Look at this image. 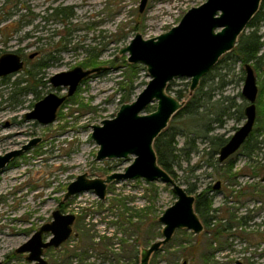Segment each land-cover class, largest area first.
<instances>
[{
    "label": "rangeland",
    "instance_id": "obj_1",
    "mask_svg": "<svg viewBox=\"0 0 264 264\" xmlns=\"http://www.w3.org/2000/svg\"><path fill=\"white\" fill-rule=\"evenodd\" d=\"M140 1L0 0V56L13 52L23 60L20 70L0 77V154L39 139L0 171V264H33L25 259L27 253L15 249L42 224L50 222L57 208L74 214L75 219L69 238L57 248L44 250L48 264H138L142 250L161 237L158 217L176 199L169 184L123 179L107 184L104 199L92 189L63 199L67 185L77 175L104 178L112 172H123L134 158L129 154L97 160L99 145L91 137L94 123L114 117L122 100L129 96L124 102L133 101L150 79L145 66L128 62V54L120 49L136 33L148 39L166 32L190 7L205 0H147L139 11ZM61 6L70 7L72 17L55 16L53 9ZM258 32L264 40V24ZM49 52L52 60L37 70L36 65ZM92 54L96 55L99 71L83 79L64 100L53 122L25 119L24 114L49 92L67 94V87H52L49 78L53 74L81 66ZM258 54L264 55V43ZM226 61L224 69L212 72L217 77L209 75L202 87L206 97L212 96L207 112L227 109L222 126L212 120L215 114L203 117L201 112L188 117L184 113L173 115L168 122L175 131L187 133V139L196 131L200 133L194 139L196 150L189 154V160L179 156L173 171L179 184L192 188L190 194L206 191L212 209L207 217L214 216L209 225L199 217L204 227L199 234L176 229L171 239L151 254L148 264H192L183 255L187 242L197 247L196 264H201V254L212 264H235L237 260L264 264V131L253 129V138L259 141L254 151L246 154L241 147L231 156V162L222 164L216 160V152L208 155L211 147L203 137L207 126L212 127L207 136L229 137L243 122L236 111L246 104L241 95L244 65L233 57ZM129 64L134 65L133 71ZM27 70L38 73L36 77L43 82L36 95L21 88L25 83L16 85L26 78ZM254 72L259 91L263 73L255 68ZM189 82L187 77H175L167 91L186 102L191 96ZM200 86L201 82L195 90ZM262 98L264 101V95ZM155 106L156 100L144 113ZM184 142L183 135L176 136L177 148ZM82 147L86 149L82 151ZM78 155L80 161L70 164ZM229 164L232 168L228 173ZM218 181L219 186L214 188ZM208 227L219 229L220 235L215 238ZM221 227L228 230L222 232ZM50 234L44 233L43 238L48 239Z\"/></svg>",
    "mask_w": 264,
    "mask_h": 264
},
{
    "label": "water",
    "instance_id": "obj_2",
    "mask_svg": "<svg viewBox=\"0 0 264 264\" xmlns=\"http://www.w3.org/2000/svg\"><path fill=\"white\" fill-rule=\"evenodd\" d=\"M147 0H141L139 11ZM261 0H205L198 6L190 7L178 24L155 37L143 39L136 33L130 43L120 49L127 53L130 63H142L150 77L145 87L131 102H124L112 118L103 119L92 125V139L99 145L96 159L119 158L133 154L132 162L123 172H112L104 178H88L86 174L76 176L64 193L66 200L75 193L92 189L100 198L106 195V186L113 181L143 178L147 181H161L171 186L176 199L158 217L162 223L161 237L143 249L139 264H148L151 254L167 243L176 229H188L194 234L203 230V224L195 211V196L179 184L157 161L153 147L154 139L166 128L171 117L184 106L167 91V86L175 77H187L189 95L217 63L220 57L234 48L239 35L259 8ZM23 67V60L13 52L0 56V77L17 72ZM100 68L72 69L53 74L49 78L52 87H67V94L58 96L49 92L36 101L33 108L24 114L25 119H36L42 124L55 120L57 108L71 96L83 79ZM258 86L254 70L249 62L244 64V79L241 95L246 101L245 122L238 127L228 141L220 148L218 160L224 161L246 140L256 119V98ZM156 100L155 109L144 113L145 108ZM39 139L35 138L20 148L0 154V171L9 162L29 149ZM261 181L264 182V166ZM219 186L216 182L214 188ZM75 215L52 211V220L42 224L15 251L27 253L25 259L34 264H48L43 250L58 247L72 232ZM50 232L48 239L43 234ZM181 264H186L183 261ZM235 264H242L236 261Z\"/></svg>",
    "mask_w": 264,
    "mask_h": 264
},
{
    "label": "trees",
    "instance_id": "obj_3",
    "mask_svg": "<svg viewBox=\"0 0 264 264\" xmlns=\"http://www.w3.org/2000/svg\"><path fill=\"white\" fill-rule=\"evenodd\" d=\"M54 15H62L66 18L72 17V11L70 10V7L67 6H61V7H55L53 9ZM261 24H264V0L260 1V5L256 13L253 15V17L248 22L246 29L239 35L237 42L233 49H231L226 54L222 55L220 59L217 61L215 66L204 76L200 79L201 86L198 87L197 90H194V92L189 97L188 101L185 102L184 106L180 108L174 116H177L181 113H184L187 117L188 116H196L203 114V117L214 115L213 121L219 125L221 120L218 118L219 116H223V114L228 113L227 109L218 110L217 112H207L208 111V104H210L212 101V96H207L206 93L202 92L203 87V81L207 79V77L210 75L212 76V79L217 77V74L212 73L214 70H222L227 65V59L229 57H233V61H239L243 65L247 62H251L252 66L263 73V79L262 82H260V89L258 91L257 99H256V120L259 122L257 123V126L255 131L257 132H263L264 131V101H263V95H264V63H262V60L264 59V55L258 54L260 52L261 46L264 43V40H261V34L258 32V28ZM228 57V58H227ZM45 59H41V61L36 65L37 70L43 68L46 66L47 62L52 60L51 52L47 53L44 57ZM81 66L84 69H91L96 68L99 66L96 62V55L92 54L87 59H85L84 62L80 63ZM130 65V64H129ZM134 65H130L131 70L133 71ZM38 73L33 72L32 70H27L25 73L26 78L28 79H21V81H18L16 85L20 83H25L24 87H21L24 91H30L33 94L38 93V86L43 84L40 78H37ZM29 85H28V84ZM27 84V85H26ZM223 86V83L222 85ZM133 88L131 82L129 84L128 90L131 91ZM169 84L167 86V90H169ZM178 97H181L182 94L180 91H177ZM129 96H126L127 99ZM124 98V99H125ZM122 100V103L126 100ZM232 103H230L231 105ZM240 115H242V105L239 106ZM201 112V113H200ZM202 117V116H201ZM211 127L207 126L205 128V135L203 136L205 139H209L210 137L207 136V133L211 131ZM200 134L198 131H196V135L192 138L187 139V133L184 132H177L174 130V128L170 127L169 125L164 128L159 135L154 139L153 147L157 156L158 163L166 170L168 171L171 176L176 179L173 168L178 162L179 156H184L186 160H189V154L196 150V147L194 145V139L197 137V135ZM177 135H183L185 137V142L183 146L178 147L176 146V136ZM212 142L214 144L213 149H217L218 146L222 145L225 142V139H222V137H215V139H212ZM218 143V145H217ZM259 141L253 138V133L250 134V136L247 138L246 142L242 146L245 150L246 154H250L252 151H254L258 147ZM209 164V163H208ZM213 163H210L212 165ZM232 168V164H229L226 168V172H230ZM192 188H187L186 190L191 193ZM194 208L197 212L198 216L204 219V221L209 225V221L213 218L214 215H211L207 217L209 211H211V199L206 194V191H202L200 193H197L195 195V202H194ZM208 219V220H207ZM209 228V227H208ZM210 229V228H209ZM217 229V228H216ZM210 229L213 234V236L216 238V235H220L219 229ZM222 232L228 230V227H221ZM187 247H183V250H186V253H184V256H187L190 258V261L192 264H196V259L194 258L199 252L197 251L196 245L189 244ZM201 256V264H212L210 263L209 257H203V254Z\"/></svg>",
    "mask_w": 264,
    "mask_h": 264
},
{
    "label": "flooded vegetation",
    "instance_id": "obj_4",
    "mask_svg": "<svg viewBox=\"0 0 264 264\" xmlns=\"http://www.w3.org/2000/svg\"><path fill=\"white\" fill-rule=\"evenodd\" d=\"M250 64H251V62H249ZM251 66H252V64H251ZM252 68H253V66H252ZM253 70H254V68H253ZM254 74H255V72H254ZM204 77V76H203ZM256 77V76H255ZM200 82V81H199ZM257 95H258V93H257ZM257 99V98H256ZM246 102V101H245ZM256 103V102H255ZM246 105V104H245ZM245 105H244V107H245ZM244 107L242 108V110H244ZM237 113H238V115H237V118H242V120H243V122H242V124L245 122V116H244V111H243V113H242V115H240V112L239 111H236ZM236 113V114H237ZM228 115V113H225V114H223V116H227ZM223 116H219L218 118H220V120H221V122H220V124L219 125H217V126H222V124H223V119H222V117ZM256 116H257V113H256ZM255 123H256V119H255ZM255 123H254V125H255ZM6 124H8L7 122H6ZM241 124V125H242ZM240 125V126H241ZM254 125H253V128H252V131L250 132V134H252L253 133V129H254ZM239 127V126H238ZM238 127L234 130V132L238 129ZM212 128V127H211ZM233 132V133H234ZM232 133V134H233ZM232 134L229 136V137H226V138H223L222 136H219V137H222V139H225V142L222 144V145H220V146H218V148L215 150V149H213L214 148V144H213V142H212V139L214 140L215 139V137H217V136H215V137H211V136H208V137H210L209 139H204L207 143H208V145H209V147H211V151H209L208 152V155H211L213 152H216L215 154H216V156H217V161H218V163L219 164H222L223 162H225L226 160H229V162H231L232 160H233V158L231 157L233 154H235L243 145H244V143L246 142V140H247V138L250 136V134L248 135V137L246 138V140L243 142V144L233 153V154H231L229 157H227L224 161H222V162H220L219 160H218V152H219V150H220V148L228 141V139L232 136ZM217 145H218V143H217ZM210 157H212V156H210ZM207 163H211V161L208 159L207 160ZM8 165V164H7ZM219 182V181H218ZM220 184V183H219ZM203 230H204V227H203ZM202 230V231H203ZM72 233V232H71ZM65 242V241H64ZM62 244V243H61ZM60 244V245H61ZM52 247V246H51ZM59 247V246H58ZM49 248V247H48ZM52 248H54V247H52ZM57 248V247H56ZM47 249V248H46ZM45 250V249H44ZM44 250H43V252H44ZM143 251V250H142ZM141 254H142V252H141ZM141 258V257H140ZM48 262V261H47ZM34 264V263H33ZM139 264V263H138Z\"/></svg>",
    "mask_w": 264,
    "mask_h": 264
},
{
    "label": "bare ground",
    "instance_id": "obj_5",
    "mask_svg": "<svg viewBox=\"0 0 264 264\" xmlns=\"http://www.w3.org/2000/svg\"><path fill=\"white\" fill-rule=\"evenodd\" d=\"M18 133H21V131L19 130ZM85 149H86V147H82V151H84ZM80 159H81V155H78L74 160L71 161L70 164H76L80 161Z\"/></svg>",
    "mask_w": 264,
    "mask_h": 264
}]
</instances>
